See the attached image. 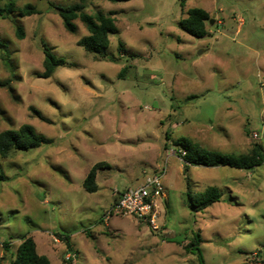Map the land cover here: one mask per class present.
I'll use <instances>...</instances> for the list:
<instances>
[{"label": "rangeland", "instance_id": "374dc122", "mask_svg": "<svg viewBox=\"0 0 264 264\" xmlns=\"http://www.w3.org/2000/svg\"><path fill=\"white\" fill-rule=\"evenodd\" d=\"M13 1L17 10L0 16V81H9L0 132L30 123L51 142L0 155V264L24 236L52 264H264V163L186 171L173 145L190 139L237 155L264 147V0ZM74 3L116 12L107 55L78 44L89 33L79 18L75 32L65 28L55 7ZM26 4L38 12L21 16ZM193 7L213 19L204 37L180 26ZM43 42L68 62L49 78L38 76ZM98 162L106 165L89 192L84 179ZM164 165L162 230L109 214L118 191ZM209 186L224 200L193 211L188 191ZM198 232L202 263L190 248Z\"/></svg>", "mask_w": 264, "mask_h": 264}, {"label": "trees", "instance_id": "16d2710c", "mask_svg": "<svg viewBox=\"0 0 264 264\" xmlns=\"http://www.w3.org/2000/svg\"><path fill=\"white\" fill-rule=\"evenodd\" d=\"M112 2H122L129 0H110ZM187 0H181L182 5ZM63 19L65 28L70 32H75L77 24L76 18H79L87 27L88 35L82 37L78 44L85 48L90 53L99 55H107V48L110 45V36L119 31L116 18L113 16L115 11L105 13L98 11L95 14L86 12L85 5L83 3H74L69 6H56L55 7ZM17 10L16 3L13 0H9L4 5L0 0V16L6 17ZM38 12L36 8L31 4H26L21 10V16L31 15ZM210 20V13L204 8L193 7L188 9L187 17L180 21V26L188 31L190 34L197 37H204L209 34L207 29V21ZM16 36L19 39L25 37L24 27L18 25L16 28ZM0 46H6V42L0 39ZM44 50V71L38 75L43 78H49L54 75L55 71L68 64L65 58L56 55L51 48L43 42ZM123 49V43L119 44V52ZM134 53H131V55ZM115 59L114 57H112ZM123 72V70H122ZM122 74V73H121ZM9 81H0L1 85H8ZM189 98H191L189 96ZM35 112L41 116V113L37 110ZM45 120V119H44ZM169 138V136H168ZM51 142L43 134L39 133L35 127L30 123H24L19 128H10L0 132V155L3 157L9 156L14 150H29L32 148H38L45 143ZM177 156L183 160L184 168L187 171L189 166H229L237 169H252L256 166L264 163V147L261 144H255L250 153L247 154H228L219 150L209 149L198 142L190 139L178 138L173 142ZM185 151V154H183ZM106 163L98 162L89 171L88 175L84 179V187L89 192H96L98 190V183L96 181L97 171L103 168ZM8 178L3 172L0 173V180ZM190 198V206L193 211H198L209 207L213 203L220 201L222 193L216 186H209L204 191L192 194L188 191ZM117 198V195L116 197ZM67 244L70 246L69 236H65ZM195 242L192 243L190 248L197 253L199 262H204L202 251L199 247L201 241H203L200 233H195ZM9 244H6L8 247ZM71 247V246H70ZM10 264H52L49 257L43 254H39L37 246L32 237H25L18 246L15 252V258Z\"/></svg>", "mask_w": 264, "mask_h": 264}, {"label": "built area", "instance_id": "2783aa9c", "mask_svg": "<svg viewBox=\"0 0 264 264\" xmlns=\"http://www.w3.org/2000/svg\"><path fill=\"white\" fill-rule=\"evenodd\" d=\"M185 154V151H183ZM166 166L155 169L152 172L144 170V179L136 187H130L118 191L117 198L109 214L113 211L130 215L138 220L147 222L154 230H162L160 222L161 206L166 198V187L162 180L166 173ZM253 259H258V253H252Z\"/></svg>", "mask_w": 264, "mask_h": 264}, {"label": "crops", "instance_id": "0c3cea01", "mask_svg": "<svg viewBox=\"0 0 264 264\" xmlns=\"http://www.w3.org/2000/svg\"><path fill=\"white\" fill-rule=\"evenodd\" d=\"M216 167H220V166H216ZM222 167H224V166H222ZM184 170H185V168H184ZM234 181H238L236 178H235V180ZM226 185H232V187H233V184H231V183H228V184H226ZM234 189V188H233ZM235 190H236V188H235ZM237 192V191H236ZM241 193V192H240ZM167 196V195H166ZM237 196H238V193H237ZM239 197V196H238ZM222 200H224V199H221L220 201H222ZM220 201H217V202H220ZM217 202H215V203H217ZM233 202V201H232ZM238 206H242V205H244V203L241 201V199H240V197H239V200H238V202L236 203ZM213 205V204H212ZM211 206V205H210Z\"/></svg>", "mask_w": 264, "mask_h": 264}, {"label": "water", "instance_id": "95a60500", "mask_svg": "<svg viewBox=\"0 0 264 264\" xmlns=\"http://www.w3.org/2000/svg\"><path fill=\"white\" fill-rule=\"evenodd\" d=\"M210 23H213V19L210 20Z\"/></svg>", "mask_w": 264, "mask_h": 264}]
</instances>
